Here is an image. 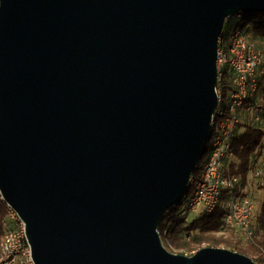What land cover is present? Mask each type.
Instances as JSON below:
<instances>
[{
	"label": "water",
	"instance_id": "water-1",
	"mask_svg": "<svg viewBox=\"0 0 264 264\" xmlns=\"http://www.w3.org/2000/svg\"><path fill=\"white\" fill-rule=\"evenodd\" d=\"M264 0H0V195L34 264H258L170 252L219 105L226 20Z\"/></svg>",
	"mask_w": 264,
	"mask_h": 264
},
{
	"label": "built area",
	"instance_id": "built-area-1",
	"mask_svg": "<svg viewBox=\"0 0 264 264\" xmlns=\"http://www.w3.org/2000/svg\"><path fill=\"white\" fill-rule=\"evenodd\" d=\"M242 15H236L228 35L219 38V105L212 122L209 155L201 165L199 163L190 178L186 213L200 216L210 214L220 204L224 192H228L230 200L225 207V223L239 231L245 241H253L254 197L242 192L237 196L241 179L227 172L233 138L243 122L241 113L252 111L249 99L257 94L259 79L264 74V47L250 40L248 32L235 24ZM227 74L231 78V88L225 94L219 86H222ZM260 121V115L256 114L253 122ZM256 164L258 168L255 175L259 179V186L264 184V149ZM2 226L5 233L0 242V264H34L25 221L9 205ZM196 252H187L185 255L192 256Z\"/></svg>",
	"mask_w": 264,
	"mask_h": 264
},
{
	"label": "trees",
	"instance_id": "trees-1",
	"mask_svg": "<svg viewBox=\"0 0 264 264\" xmlns=\"http://www.w3.org/2000/svg\"><path fill=\"white\" fill-rule=\"evenodd\" d=\"M233 20L232 18L226 20L222 37L228 35ZM235 24L244 28L248 34H253L258 40L255 43L264 47V14H243L242 18L236 21ZM219 87L225 94L230 90L231 78L228 74L225 75L224 83ZM259 91H263L264 96V74L259 79L257 94ZM249 104H255L253 98L249 99ZM262 106L264 108V103ZM263 149L264 127L255 126L247 120L242 122L233 138L232 155L227 160V172L230 175L240 176L242 179L241 185L247 183L250 172L258 168L256 163L262 157ZM209 151L210 142L208 141L200 165L208 157ZM258 187L263 192V196L261 213L255 223L253 222L255 233L253 241H244L239 231L225 223V207L230 200L228 192H224L220 204L212 213L199 216L191 223L187 222L186 199L189 195L188 191L180 203L170 209L160 221L159 232L163 245L170 252L182 255H185L188 251L199 250L204 244H208L209 247H220L222 245L225 249L252 258L258 264H264V184ZM240 194L241 190L238 189L236 195ZM6 213L7 204L0 195V242L5 233L2 223Z\"/></svg>",
	"mask_w": 264,
	"mask_h": 264
},
{
	"label": "rangeland",
	"instance_id": "rangeland-1",
	"mask_svg": "<svg viewBox=\"0 0 264 264\" xmlns=\"http://www.w3.org/2000/svg\"><path fill=\"white\" fill-rule=\"evenodd\" d=\"M234 18H232V20ZM249 38H250V40H252L254 42L258 41L253 34H249ZM252 98L255 101V104L251 105L252 108H253L252 111L249 112V113H246L245 111H243L241 113V119H242L243 122L247 120V122H249V123H251V124H253L255 126L264 127V108L262 106L263 103H264L263 91H259V93L256 94L255 96H253ZM256 114L260 115L261 121L254 123L253 119H254ZM255 173H256L255 170H252L250 172V174H249L247 183H245V184L243 183L242 185L240 184V187H239V189L241 190L242 193H247L250 197H252V196L254 197V201H255V211H254V219H253L254 223L258 219V217H259V215L261 213V204H262V196H263V192L260 191V189H258L259 188L258 187L259 179L256 178ZM253 193H254V195H253ZM186 216H187L186 217L187 222L191 223L197 217H199L200 214L188 213ZM205 247H209V245L208 244H204L202 246V248H205ZM202 248H200V249H202ZM219 248H223V246L221 245ZM195 251H198V250L196 249ZM188 252L190 253L191 251H188ZM175 254H178V253H175Z\"/></svg>",
	"mask_w": 264,
	"mask_h": 264
}]
</instances>
